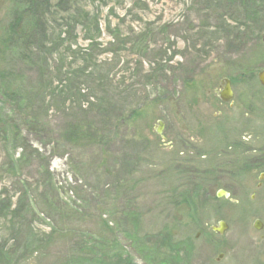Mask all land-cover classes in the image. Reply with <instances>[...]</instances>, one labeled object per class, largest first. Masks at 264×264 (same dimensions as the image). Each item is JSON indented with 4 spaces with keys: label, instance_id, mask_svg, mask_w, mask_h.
I'll use <instances>...</instances> for the list:
<instances>
[{
    "label": "rangeland",
    "instance_id": "obj_1",
    "mask_svg": "<svg viewBox=\"0 0 264 264\" xmlns=\"http://www.w3.org/2000/svg\"><path fill=\"white\" fill-rule=\"evenodd\" d=\"M25 1L0 0V264H264V1Z\"/></svg>",
    "mask_w": 264,
    "mask_h": 264
},
{
    "label": "water",
    "instance_id": "obj_2",
    "mask_svg": "<svg viewBox=\"0 0 264 264\" xmlns=\"http://www.w3.org/2000/svg\"><path fill=\"white\" fill-rule=\"evenodd\" d=\"M259 80L261 81L262 84H264V72H261L259 74ZM226 81V85H225V88L223 89V91H220L219 92V98L222 100V101H225V102H231L232 99H233V91L231 89V85H230V80L229 79H225ZM162 125L163 123L161 121H159V126L157 128V132L159 134L162 133ZM230 194L223 190V189H220L218 192H217V197L218 198H222V197H229ZM229 226L227 224V222L225 220H220L218 221V223L216 225H213L211 226V230L219 235H224L226 233V231L228 230ZM253 228L256 229V230H261L263 228V223L261 220L259 219H256L253 223ZM222 256V255H221Z\"/></svg>",
    "mask_w": 264,
    "mask_h": 264
},
{
    "label": "flooded vegetation",
    "instance_id": "obj_3",
    "mask_svg": "<svg viewBox=\"0 0 264 264\" xmlns=\"http://www.w3.org/2000/svg\"><path fill=\"white\" fill-rule=\"evenodd\" d=\"M263 26V32H261L259 35L256 36V38L254 39V44H255V49H254V60L257 61V63H261L262 67L258 72H254V73H250L249 79H253L256 84H258V86H260L261 90H264V84L261 83V81L259 80V74L261 72H264V23L262 24ZM244 75V74H243ZM254 76V77H253ZM225 79H229L230 80V85H231V89L233 91V96H234V89H233V80L230 77H224L221 80V85H220V90L223 91V89L225 88L226 85V81ZM219 96V94H218ZM233 99L231 102H229L232 105ZM264 177V171L261 172V177ZM261 184V182L259 183Z\"/></svg>",
    "mask_w": 264,
    "mask_h": 264
},
{
    "label": "trees",
    "instance_id": "obj_4",
    "mask_svg": "<svg viewBox=\"0 0 264 264\" xmlns=\"http://www.w3.org/2000/svg\"><path fill=\"white\" fill-rule=\"evenodd\" d=\"M28 0H26L25 2H27ZM46 1L49 0H29V2L33 4H41L44 3ZM264 1V0H263ZM12 30L11 33H13V36L17 39V40H24L27 37L26 32H24V30L22 31V28L24 27L22 25L21 22H19L18 20H16L13 24H12ZM5 41H3L2 43H4ZM1 43V44H2Z\"/></svg>",
    "mask_w": 264,
    "mask_h": 264
}]
</instances>
